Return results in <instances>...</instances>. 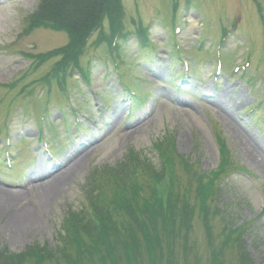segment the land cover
<instances>
[{
    "label": "rangeland",
    "instance_id": "obj_1",
    "mask_svg": "<svg viewBox=\"0 0 264 264\" xmlns=\"http://www.w3.org/2000/svg\"><path fill=\"white\" fill-rule=\"evenodd\" d=\"M40 1L0 0V193L33 191L32 182L64 170L78 154L82 159L52 204L43 206L38 191L10 206L3 203V258L35 246L58 249L68 218H91L88 196L104 174L133 157L159 165L161 150L174 146L176 157H185L197 173L220 171L223 150L228 156L231 174L218 198L225 209L210 222L192 211L191 228L186 226L202 263L216 252L225 264H264V159L256 152L264 153V0H123L130 34L113 39L115 61L109 42L95 34L80 56L90 81L74 73L67 90L36 82L61 56L36 68L35 59L25 55L69 44L66 32H28ZM138 27L150 39L144 49ZM103 29L108 33L109 22ZM123 84L143 105L136 106ZM189 176L182 193L191 209L196 185L193 172ZM27 210L35 214V226L11 223L13 214ZM176 226L177 235L184 231V225ZM140 253L144 264L142 247Z\"/></svg>",
    "mask_w": 264,
    "mask_h": 264
},
{
    "label": "trees",
    "instance_id": "obj_2",
    "mask_svg": "<svg viewBox=\"0 0 264 264\" xmlns=\"http://www.w3.org/2000/svg\"><path fill=\"white\" fill-rule=\"evenodd\" d=\"M122 1L41 0L39 11L30 17L28 32L42 27L66 32L69 44L49 54H25L29 59H35L36 68L54 57H62L46 76L36 82L43 86L56 82L61 90H67L66 81L68 83L74 73L90 81L89 74L82 68L80 56L87 42L97 33L109 42L108 51L115 61L113 39L130 34L125 26ZM257 5L262 14L261 3ZM262 20L264 23L263 15ZM105 22H109V34L103 29ZM136 35L143 45L141 49L149 45V36L142 27L137 28ZM123 87L132 92L129 86L123 84ZM26 91L25 87L23 92ZM135 96L136 106L143 105L145 100ZM225 150L221 170L210 173H197L187 164L185 157L178 156L180 160H177L174 146L161 150L159 165L146 159L140 161L137 157L128 159L118 171L112 169L104 174L106 179L97 182L99 185L92 186L94 189L88 196L91 218L86 215L78 220L73 216L68 218L66 224L69 223V228L65 235L58 236V249L43 250L35 246L26 253L10 254L5 258L0 253V264H96L99 261H103L102 264H142L141 247L145 254L144 264H203L197 244L189 241L190 231H185L186 226L191 228L188 221L192 211L202 217V221L204 217L210 222L217 216V211L224 208L219 205L218 198L222 182L231 174V169H227ZM192 172L196 190L190 209V201L182 191L189 188L184 190L185 178L190 179ZM177 223L184 225V231L178 235ZM182 239L183 243L179 244L177 240ZM177 249L181 254L176 255ZM118 250L124 252L122 257H118ZM208 264H225L224 255L212 252Z\"/></svg>",
    "mask_w": 264,
    "mask_h": 264
},
{
    "label": "bare ground",
    "instance_id": "obj_3",
    "mask_svg": "<svg viewBox=\"0 0 264 264\" xmlns=\"http://www.w3.org/2000/svg\"><path fill=\"white\" fill-rule=\"evenodd\" d=\"M240 137H243V135L240 134ZM256 152L259 154V157H263L264 159V153L262 154V152L258 148ZM81 159L82 158L80 157V154H78L76 158L71 161V165L65 167L64 170H61L59 172L55 171L54 173L51 172L50 174H48V176L39 179L38 184H34L32 182L30 186H31V190L33 191L22 193L20 194V196L18 195L17 197L13 193L9 195L0 193V200L1 199L3 200L0 203V209L4 208L3 203L10 206L13 200H15L16 198L18 199L21 197L25 199L26 194L36 191H38L37 193L41 194V198L43 200V206H48L52 204V202L61 195L62 184L68 182L77 173V170L81 165L80 164ZM35 217H36L35 214L29 210L21 211L19 215L16 212L15 214H13L11 223L15 222L14 224L17 225V222H19L25 227V229H29L37 224Z\"/></svg>",
    "mask_w": 264,
    "mask_h": 264
}]
</instances>
